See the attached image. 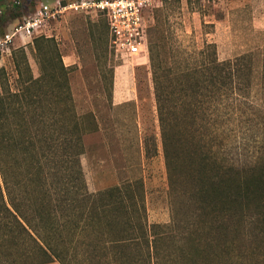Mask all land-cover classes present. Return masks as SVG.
<instances>
[{"label":"trees","instance_id":"16d2710c","mask_svg":"<svg viewBox=\"0 0 264 264\" xmlns=\"http://www.w3.org/2000/svg\"><path fill=\"white\" fill-rule=\"evenodd\" d=\"M154 14L149 60L168 184L175 201L186 187L196 207L185 242L169 245L176 218L169 225L147 220L143 178L89 190L81 157L84 136L97 128L76 110L58 43L39 36V76L25 48L13 52L15 88L0 68V264H264V150L238 167L220 157L215 141L220 126L238 116L230 107L240 109L254 85L248 57L221 60L216 43H206L171 58L170 38ZM159 147L147 140L146 157ZM251 215L261 236L249 253ZM4 251L21 257L3 260Z\"/></svg>","mask_w":264,"mask_h":264},{"label":"rangeland","instance_id":"374dc122","mask_svg":"<svg viewBox=\"0 0 264 264\" xmlns=\"http://www.w3.org/2000/svg\"><path fill=\"white\" fill-rule=\"evenodd\" d=\"M56 1L0 0V38L34 17L44 4ZM154 12L170 38L171 58L192 54L206 43H216L221 60L248 57L246 63L252 68L254 85L243 92L240 109L236 104L230 107L238 116L220 126L221 134L215 141L221 145L219 155L227 163L252 165L264 150V0H164ZM154 34L155 28L151 37ZM41 35L53 37L58 43L70 69L76 110L84 125L97 128L84 136L86 151L81 157L89 190L100 192L143 178L147 220L150 224L169 225L176 218L178 224L167 234L171 237L168 242L170 246L184 243L196 207L186 187L180 186L176 201L170 193L150 60L130 65L116 58L108 24L102 16L68 11L46 21L42 34L36 37ZM36 37L16 38L0 51V68L8 72L13 88L17 78L13 52L17 49H26L35 76L40 75L34 57ZM90 113L93 116L85 120ZM147 140L158 141L160 146L159 154L152 158L145 155ZM135 193L143 191L135 188ZM260 236L251 215L246 221L249 253ZM18 256L21 257L19 252L7 255L4 251L1 259Z\"/></svg>","mask_w":264,"mask_h":264},{"label":"built area","instance_id":"2783aa9c","mask_svg":"<svg viewBox=\"0 0 264 264\" xmlns=\"http://www.w3.org/2000/svg\"><path fill=\"white\" fill-rule=\"evenodd\" d=\"M158 0H61L44 4L36 15L15 26L0 38V51L9 47L16 38H34L42 34L46 21L57 19L68 11L88 13L106 19L110 46L116 56L130 65L149 61V40L155 24L154 7ZM42 36V35H41ZM47 36V35H44Z\"/></svg>","mask_w":264,"mask_h":264},{"label":"crops","instance_id":"0c3cea01","mask_svg":"<svg viewBox=\"0 0 264 264\" xmlns=\"http://www.w3.org/2000/svg\"><path fill=\"white\" fill-rule=\"evenodd\" d=\"M44 264H61V263H60V262H58V261H55V262L44 263Z\"/></svg>","mask_w":264,"mask_h":264}]
</instances>
